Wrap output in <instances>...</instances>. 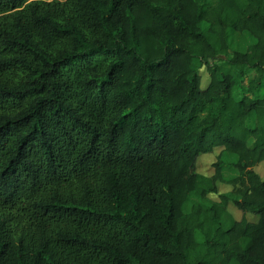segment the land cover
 <instances>
[{
  "label": "trees",
  "instance_id": "16d2710c",
  "mask_svg": "<svg viewBox=\"0 0 264 264\" xmlns=\"http://www.w3.org/2000/svg\"><path fill=\"white\" fill-rule=\"evenodd\" d=\"M263 87L264 0H0V264H264Z\"/></svg>",
  "mask_w": 264,
  "mask_h": 264
},
{
  "label": "rangeland",
  "instance_id": "374dc122",
  "mask_svg": "<svg viewBox=\"0 0 264 264\" xmlns=\"http://www.w3.org/2000/svg\"><path fill=\"white\" fill-rule=\"evenodd\" d=\"M231 50L245 51L249 45L253 43V39L248 34H241L238 32H230ZM201 82V88H205L209 82V75L205 69L202 67L199 71ZM261 95L264 96V87L261 89ZM221 156L223 161L226 163V167L222 170V181L217 183V194H210L208 197L212 201H218L219 194L228 193L231 191L232 186L227 182L232 177L236 176V171L233 167L228 166V164L234 161V156L225 153L223 147L219 146L213 149L211 153L199 155L196 159V170L199 174L204 176H210L214 173L213 164L216 162L217 157ZM254 171L259 175L261 179H264V162H261L256 167ZM226 212L234 220H239L241 218V212L237 207L230 201L226 206ZM247 220L255 222L257 217L253 214H246Z\"/></svg>",
  "mask_w": 264,
  "mask_h": 264
}]
</instances>
